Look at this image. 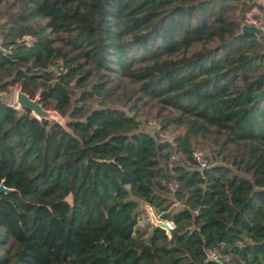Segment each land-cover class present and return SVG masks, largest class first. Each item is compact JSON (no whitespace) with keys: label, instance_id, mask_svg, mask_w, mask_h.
<instances>
[{"label":"trees","instance_id":"trees-1","mask_svg":"<svg viewBox=\"0 0 264 264\" xmlns=\"http://www.w3.org/2000/svg\"><path fill=\"white\" fill-rule=\"evenodd\" d=\"M14 2L0 93H39L69 120L0 96V264H264V34L240 32L254 8L264 25L262 4ZM152 101L147 131L136 117ZM139 202L169 236L138 226Z\"/></svg>","mask_w":264,"mask_h":264},{"label":"rangeland","instance_id":"rangeland-1","mask_svg":"<svg viewBox=\"0 0 264 264\" xmlns=\"http://www.w3.org/2000/svg\"><path fill=\"white\" fill-rule=\"evenodd\" d=\"M5 1L6 2L4 4H0V11L5 10L7 8V6L10 4H12V5H10L11 9H9V10L10 11L16 10L17 4L14 2V0H5ZM252 1L262 4V6L264 7V0H252ZM235 12H237V11L235 10ZM256 13H257V10L255 8L250 10L248 13H246L245 17H244L243 24L253 25V26L257 27L258 30L262 34H264V25L262 24L261 20L259 19L260 16H258L256 18L254 17V14H256ZM6 26L7 27H5L2 30V34H5L8 38L14 37L15 33H16V27L14 25H6ZM22 40H25L27 44L30 43V38L28 36L22 37ZM16 41H17V39H16ZM16 88H17L16 85H10V86L6 87L5 91L0 93V96H4V98L10 103V105H13V106H14L13 97H14V92H15ZM125 88L127 90H129L130 88H136V85L133 83H131V84L127 83ZM148 103H150V104H148L147 106H143L140 109V111L142 113H140L136 117L138 127L141 129L147 130V131L151 130V129H156L157 124H158V120L155 119L154 114L158 110V107H159V104L156 101H152V102H148ZM155 105H157L156 108L154 107ZM60 116L61 117L66 116L67 118H69L67 114H65V115L60 114ZM152 121L155 122L156 127L152 126L150 124V122H152ZM174 133H175V129L172 128L169 131L161 132L160 136L162 138H170L172 136V134H174ZM202 152L204 155L206 154V151H202ZM146 206H147L146 204L139 202V205H138V208H139L138 226H140V227H144V226H146V224L151 225L150 224V218H149V216L145 210ZM176 207H177L176 205H172L170 209H175ZM155 216H157V215L155 214Z\"/></svg>","mask_w":264,"mask_h":264},{"label":"water","instance_id":"water-1","mask_svg":"<svg viewBox=\"0 0 264 264\" xmlns=\"http://www.w3.org/2000/svg\"><path fill=\"white\" fill-rule=\"evenodd\" d=\"M240 32L242 33L248 32L257 36L258 28L253 25L241 24ZM13 100H14V108L16 110L26 109L29 111L31 117L37 120H41V119L52 120L58 125H60L62 128L66 129L65 124L68 122L69 119L66 116L61 117L56 110L42 107L39 102V93H36L34 94V96L30 97L26 93L21 91V88L18 86L15 89ZM7 191L8 189H6L0 184V192H7ZM145 210L150 218L151 226L163 230L165 235L169 236V231L171 229L169 223L155 216L150 206L147 205Z\"/></svg>","mask_w":264,"mask_h":264},{"label":"built area","instance_id":"built-area-1","mask_svg":"<svg viewBox=\"0 0 264 264\" xmlns=\"http://www.w3.org/2000/svg\"><path fill=\"white\" fill-rule=\"evenodd\" d=\"M152 126H156L155 122H150ZM192 159L199 164L200 167L205 165L204 161L202 160V152L200 150H193L191 153ZM170 225V224H169ZM171 227V226H170ZM205 255L209 259H217V254L214 252H205Z\"/></svg>","mask_w":264,"mask_h":264}]
</instances>
